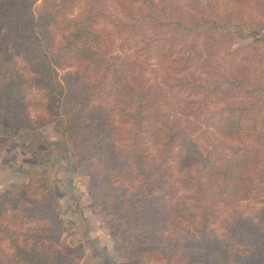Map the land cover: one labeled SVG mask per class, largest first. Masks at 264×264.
Segmentation results:
<instances>
[{
  "label": "trees",
  "instance_id": "1",
  "mask_svg": "<svg viewBox=\"0 0 264 264\" xmlns=\"http://www.w3.org/2000/svg\"><path fill=\"white\" fill-rule=\"evenodd\" d=\"M74 0H0V144L11 140L20 130L29 133V140L22 150L31 153L33 167L27 170V180L21 185L0 192V241L8 252L0 256V264H66L65 257L57 250L68 227L61 218L56 196L55 182L49 175L54 163H66L70 169L88 176L93 204L102 206V213L112 215L108 225L115 243L114 258L126 257L127 264H143V255L154 242V226L148 223L159 211L187 222L196 221L197 213L189 210L182 200L165 198L164 189L153 176L154 166H149L141 149L140 134L150 135L161 141L165 150L178 145L179 167L197 165L205 170L208 183H222V193L229 202L239 192L249 190L247 185L250 168L257 159L250 148L237 145L230 156L221 152H202L171 124H159L147 112L152 102L148 90L134 77L135 64L127 57L108 56L101 48L102 32L94 26L97 15L95 6H86L74 17L67 10ZM244 5L248 0H227ZM145 8L143 18L161 23L171 30L173 46L180 42L181 57L190 60L197 52L196 37L202 32L229 34L238 39L252 38V44L264 42L259 28L229 16L218 17L209 0H187V7L168 6L155 0H139ZM264 9V7H263ZM55 25L61 33L60 45L52 50L44 41V31ZM163 60L171 57L170 48L156 45ZM20 55L23 64L15 61ZM85 63L92 75L104 80L108 77L112 87L113 102L121 117L133 119L135 133L129 147L120 157L114 156L115 146L107 145L108 152H101L102 173L97 176L88 170L87 158L96 148L99 119L82 114L85 94L96 86L84 82L80 76L73 88H66L57 75L56 67L65 59ZM161 59V60H162ZM34 83L39 95L29 93ZM224 82L212 84L208 93L224 91ZM199 87L203 84L198 83ZM233 88L243 87L253 96L247 106L228 105L216 121L217 130L225 137L243 138L264 151V84L245 79L229 82ZM36 113L30 117L29 111ZM258 112V116L254 113ZM241 116L250 117L248 124ZM128 121V120H126ZM52 124L63 136L62 142H48L39 133L40 128ZM165 126V127H164ZM95 138V139H94ZM113 152H110L111 150ZM262 172L259 173L260 176ZM140 177V178H139ZM139 178V179H138ZM136 184V181H138ZM133 185L131 212H118L117 203L122 196V184ZM264 188V178L261 185ZM199 234L194 244H180L181 257L190 264H264V244L257 238L241 247L239 220L227 221L221 238L209 239L207 226L211 211L201 208ZM150 221V220H149ZM178 244V243H176ZM71 264H79L81 255L67 258Z\"/></svg>",
  "mask_w": 264,
  "mask_h": 264
},
{
  "label": "rangeland",
  "instance_id": "2",
  "mask_svg": "<svg viewBox=\"0 0 264 264\" xmlns=\"http://www.w3.org/2000/svg\"><path fill=\"white\" fill-rule=\"evenodd\" d=\"M155 2L170 4V7L175 4L187 7V0ZM209 2L218 17L229 16L245 21L259 28L264 37V0H248L244 5H235L227 0ZM40 3L41 0H36L35 7ZM90 4L97 11L94 26L102 32L101 48L108 56L127 57L133 61L136 67L134 77L148 90L146 97L152 102L143 112L156 110L150 112L149 117L153 118L155 114L159 124L166 122L173 129H180L202 154L211 150L230 156L232 149L241 145L250 148L257 159V164L250 168L248 175L249 190L239 192L238 197L229 202L226 192H221V181L219 184L208 183L205 170L197 165L188 168L178 166V151H181L178 145L165 150L161 141L154 140L149 134L135 133V120L121 117L118 106L113 102L108 77L102 80L92 75L85 63H77L71 58L58 65L57 75L67 89L75 86L78 76L96 86L85 94L82 114L99 119V134L94 139L101 149L96 148L83 160L87 169L100 176L103 165L101 152H108L107 145L115 146L114 151L120 153L114 156L120 157L128 149L134 134L143 136L140 140L143 155L147 164L154 166L153 176L158 184L168 190L164 197L171 198L173 194L174 199L182 200L183 206L197 213L194 222L171 217L164 210L153 214L148 223L155 228L152 230L155 233L154 242L151 240V249L143 255V264H190L180 256L179 245L194 244L196 241L202 219L201 208L204 206L211 211L207 226L210 240L221 238L227 221L237 219L240 222L238 243L242 248L254 238L264 244V188L260 186L264 172L261 176L259 174L264 170V151L256 149L241 135L236 140L223 136L215 126L223 107L247 106L253 101V96L243 87L233 88L229 85L230 81L245 79L264 84V42L254 45L252 38L241 40L226 33L214 35L202 32L196 37V56L194 54L185 62L179 52L181 43L173 46L170 28L144 19L145 8L139 0H74L66 12L67 16H76ZM56 28L52 25L43 33L44 41L52 50H57L61 43V33ZM157 44L170 48L171 57L163 60L156 49ZM13 59L23 64L20 55L15 54ZM31 79L33 84L29 93L39 95L34 76ZM217 81L224 82V91L208 93L212 88L210 86ZM198 83L203 86L199 87ZM35 113L30 110V117ZM254 115L258 116V112ZM240 121L248 124L250 117L241 116ZM39 133L51 143L63 140L52 124L40 128ZM29 136L23 129L13 139L0 144V192L26 182L27 170L34 166L30 161L31 153L22 150ZM49 175L55 182L61 218L68 227L57 248L65 257L66 264H71L67 258L74 260L79 255V264H127L129 259L126 257L114 258L116 247L108 225L112 215L102 213V206L93 204L88 176L73 172L66 163H54ZM117 186L123 189L116 205L117 211L131 212L133 185L125 181ZM88 216L98 220L94 227L100 230L101 236L89 233L93 225L88 223ZM6 252V244L0 241V256Z\"/></svg>",
  "mask_w": 264,
  "mask_h": 264
},
{
  "label": "crops",
  "instance_id": "3",
  "mask_svg": "<svg viewBox=\"0 0 264 264\" xmlns=\"http://www.w3.org/2000/svg\"><path fill=\"white\" fill-rule=\"evenodd\" d=\"M87 220H88V223L90 222L92 225H93V229L89 232V233H91L92 232V235L93 234H95V235H97V236H101L102 234H100L101 232H100V230H98V229H96L95 227H94V225H95V222H96V224H98V220L96 219V218H92L91 216H88V218H87ZM104 249V248H103ZM109 249V248H108ZM96 262V261H95Z\"/></svg>",
  "mask_w": 264,
  "mask_h": 264
}]
</instances>
